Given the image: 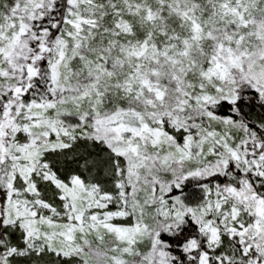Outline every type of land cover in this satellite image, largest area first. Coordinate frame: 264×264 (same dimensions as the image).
Segmentation results:
<instances>
[{"label":"snow or ice","instance_id":"obj_1","mask_svg":"<svg viewBox=\"0 0 264 264\" xmlns=\"http://www.w3.org/2000/svg\"><path fill=\"white\" fill-rule=\"evenodd\" d=\"M0 264H264V0H0Z\"/></svg>","mask_w":264,"mask_h":264}]
</instances>
